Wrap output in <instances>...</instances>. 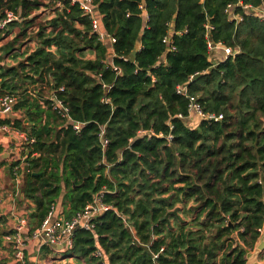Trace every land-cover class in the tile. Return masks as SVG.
<instances>
[{
    "label": "trees",
    "instance_id": "trees-1",
    "mask_svg": "<svg viewBox=\"0 0 264 264\" xmlns=\"http://www.w3.org/2000/svg\"><path fill=\"white\" fill-rule=\"evenodd\" d=\"M92 3L111 47L70 0H0V19L18 18L0 30V43L11 36L0 46V95L24 115L0 123L33 139L17 170L26 235L59 198L65 219L99 194L111 207L91 231L74 232L69 250L42 246L38 260L245 264L264 231V26L242 7L264 0ZM207 39L238 53L213 64ZM182 85L221 120L191 126ZM51 96L83 124L78 133Z\"/></svg>",
    "mask_w": 264,
    "mask_h": 264
},
{
    "label": "built area",
    "instance_id": "built-area-1",
    "mask_svg": "<svg viewBox=\"0 0 264 264\" xmlns=\"http://www.w3.org/2000/svg\"><path fill=\"white\" fill-rule=\"evenodd\" d=\"M72 5H77L82 13L90 18L91 21V29L92 32L98 37V40L102 43H107L111 47L113 43H115V39L106 34L103 30H101L99 26L98 17L96 16L95 7L93 6L92 0H70ZM231 7L228 6V9ZM244 11H248V13L256 14L259 17V21L264 26V14L261 13L260 8H253L250 6H243ZM18 18L14 16L10 12L5 13V17L0 19V30H3L7 24L12 21H17ZM233 20L239 21L241 18L239 16H233ZM211 29V27L206 26V31ZM163 42L166 44L170 43L169 38H164ZM207 52L209 55L215 51H220L223 55V60L228 57H234L238 51L233 50L229 47L223 46L221 43H213L209 39H207ZM176 93L178 95L184 96L188 102V117L190 120V125H195L199 120H213L218 121L221 120L222 116H214L208 115L201 111L200 107L195 103L194 98L190 97L187 94V88L185 85L178 86L176 89ZM51 101V109L56 111L61 118L66 119V121L70 122L72 125V129L75 133H78L83 126L80 122H73L67 114L66 108L63 104L57 100L55 97L51 96L48 98ZM16 102V98L10 94L0 95V121L8 120V117L15 113L13 110L14 104ZM41 107H45L43 101L39 102ZM196 118V121L192 119ZM11 121V120H10ZM13 123L10 125L0 123V133L7 136H15L19 137L22 141L20 145V154L21 159L26 161V156L24 155L23 145L28 143H33V139H28L27 135L24 132H21L14 128ZM106 142L104 141L103 144ZM25 164V163H24ZM23 167V163L14 168L13 175L15 176V180L18 181L19 176L17 175V170ZM26 168V166H25ZM110 206H107L102 202V194L96 195L92 202L84 207V209L70 219H65L61 214L56 212L55 206L50 208V212L47 217L42 221L39 227L35 228L31 234L30 239L38 244V247L47 246L55 251L65 252L72 247L73 244V234L77 229H82L85 231H91L93 229V221L102 213L110 210ZM27 229V219L24 216H20L15 214V224L13 233L9 234L5 237V239L12 244H14L15 249V259L19 262V264H28L25 261L24 254V240H23V232ZM95 256L100 258L101 254L97 251Z\"/></svg>",
    "mask_w": 264,
    "mask_h": 264
},
{
    "label": "crops",
    "instance_id": "crops-1",
    "mask_svg": "<svg viewBox=\"0 0 264 264\" xmlns=\"http://www.w3.org/2000/svg\"><path fill=\"white\" fill-rule=\"evenodd\" d=\"M260 10L264 14V4L260 7ZM211 55L217 62L223 61V55L220 51H215ZM23 117L22 113L15 112L8 117V120L14 121L16 119H23ZM192 120L198 121L196 118ZM24 123H27L26 120H24ZM21 143L22 141L19 137L7 136L0 133V264H19L14 257V244L7 241L5 237L9 235L7 233L14 229L15 214L25 217L23 207H17L15 204V198L20 195L19 190L23 184V176H19L18 181H16L14 176L9 172L12 164L15 162L18 165L20 164L19 162H22L24 168L26 166L24 164L26 161L21 159L19 152ZM59 208L56 204V212L62 214L63 211L62 209L59 210ZM26 232L27 229L23 232L25 261L28 264H40L38 255L41 247H38V244L34 243L26 235ZM49 261L52 260L48 258L44 263H48Z\"/></svg>",
    "mask_w": 264,
    "mask_h": 264
},
{
    "label": "water",
    "instance_id": "water-1",
    "mask_svg": "<svg viewBox=\"0 0 264 264\" xmlns=\"http://www.w3.org/2000/svg\"><path fill=\"white\" fill-rule=\"evenodd\" d=\"M135 54H136V51H133L130 54L129 59L131 62H134ZM263 250H264V233L260 236L255 248L252 251L245 250V253H246V263L245 264H260L258 261V256Z\"/></svg>",
    "mask_w": 264,
    "mask_h": 264
},
{
    "label": "rangeland",
    "instance_id": "rangeland-1",
    "mask_svg": "<svg viewBox=\"0 0 264 264\" xmlns=\"http://www.w3.org/2000/svg\"><path fill=\"white\" fill-rule=\"evenodd\" d=\"M42 3H44V4H48V0H40ZM61 7V5L60 4H57V5H55V7H51V8H48V9H46V10H40V12H38V14H40L41 12H43L44 11V13H47L48 14V16H52V10L53 9H55V8H60ZM15 33H17V30H14L13 31V34H15ZM11 39V36L10 37H7V38H5L1 43H0V46L1 45H3L4 43H6L7 41H9ZM209 59H210V61L213 63V64H216L217 63V60H214L213 58H212V55H210V57H209ZM21 156V155H20ZM20 164H21V162H19ZM19 164V165H20ZM17 200V197L15 198V202H17L16 201ZM56 204L58 205V208H59V206H60V208H59V210L60 209H62L61 208V198H59L58 200H57V202H56ZM19 209H21V208H19ZM264 233V231L262 232V234ZM41 264V263H40ZM44 264H62V262L61 261H49L48 263H44Z\"/></svg>",
    "mask_w": 264,
    "mask_h": 264
}]
</instances>
